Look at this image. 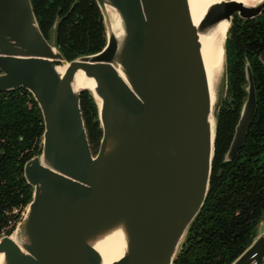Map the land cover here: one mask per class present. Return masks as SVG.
<instances>
[{"label":"water","instance_id":"water-1","mask_svg":"<svg viewBox=\"0 0 264 264\" xmlns=\"http://www.w3.org/2000/svg\"><path fill=\"white\" fill-rule=\"evenodd\" d=\"M95 1L106 45L68 60L56 45L57 24L47 40L32 0H0V95L29 92L44 121L41 153L24 165L32 201L0 238V264H175L208 199L228 77L225 42L214 102L201 40L224 22L231 29L236 16L260 17L264 0H222L198 23L190 0ZM259 59L264 65V51ZM80 74L93 90L77 86ZM245 78L224 163L238 157L256 117L249 62ZM85 92L99 110L97 154L81 107ZM105 241L119 245L111 263L99 249ZM231 264H264V217Z\"/></svg>","mask_w":264,"mask_h":264},{"label":"trees","instance_id":"trees-1","mask_svg":"<svg viewBox=\"0 0 264 264\" xmlns=\"http://www.w3.org/2000/svg\"><path fill=\"white\" fill-rule=\"evenodd\" d=\"M32 5L47 40L57 24L56 45L68 60L105 47L104 21L95 0H32ZM263 51L264 13L250 21L236 16L226 41L227 95L218 116L211 189L175 264H231L251 242L264 217V65L259 59ZM246 62L251 65L256 86V117L238 157L224 163L246 98ZM81 107L96 154L102 130L98 106L89 92L82 95ZM43 133L42 113L29 92L0 95V152L4 154L0 162V232L12 217L18 221L23 218L32 201L24 165L40 155Z\"/></svg>","mask_w":264,"mask_h":264},{"label":"bare ground","instance_id":"bare-ground-1","mask_svg":"<svg viewBox=\"0 0 264 264\" xmlns=\"http://www.w3.org/2000/svg\"><path fill=\"white\" fill-rule=\"evenodd\" d=\"M222 0H190L191 12L193 19L196 23L200 22L205 15L207 9L214 3L220 2ZM242 3L252 4L257 0H238ZM111 17L116 15L110 12ZM230 29V24L224 22L220 24L217 28L212 30V32L206 34L202 37V55L204 58V63L208 71L210 79V89L214 102L216 101L218 90L220 88L223 72H224V62H225V42L228 38V32ZM77 86L79 88H86L93 90L95 87V82L91 79L86 78L83 74L77 76L76 79ZM100 252L106 263L113 262L117 257L119 250V245L115 241L103 242L99 246ZM2 256L0 255V260Z\"/></svg>","mask_w":264,"mask_h":264},{"label":"rangeland","instance_id":"rangeland-1","mask_svg":"<svg viewBox=\"0 0 264 264\" xmlns=\"http://www.w3.org/2000/svg\"><path fill=\"white\" fill-rule=\"evenodd\" d=\"M222 95V99L224 100L225 98H226V95H227V82L226 83H224V87L222 88L221 87V93H220V96ZM97 154V153H96ZM25 213H26V211H24L23 213H22V216L21 217H24V215H25ZM19 212L18 211H15V216H19ZM22 218H20V220H21ZM10 220H13V222H17L18 221V219H16L15 217H12V219H10ZM19 220V221H20ZM19 221H18V223H19ZM10 225V224H9ZM9 225H8V227H5V229H3V231H1L0 232V238L2 237V236H5L6 235V233H7V231H9L10 230V228H11V225H10V227H9ZM6 232V233H5Z\"/></svg>","mask_w":264,"mask_h":264},{"label":"built area","instance_id":"built-area-1","mask_svg":"<svg viewBox=\"0 0 264 264\" xmlns=\"http://www.w3.org/2000/svg\"><path fill=\"white\" fill-rule=\"evenodd\" d=\"M15 213V212H14ZM11 225V228H10V230L11 229H13V228H15V226L17 225V223L16 222H13V220H10L9 222H8V225ZM8 225L6 226V227H8ZM10 225H9V227H10ZM6 233V232H5Z\"/></svg>","mask_w":264,"mask_h":264},{"label":"flooded vegetation","instance_id":"flooded-vegetation-1","mask_svg":"<svg viewBox=\"0 0 264 264\" xmlns=\"http://www.w3.org/2000/svg\"><path fill=\"white\" fill-rule=\"evenodd\" d=\"M1 153V152H0ZM1 154H3V153H1ZM4 155V154H3ZM3 160V159H2ZM2 162V161H1Z\"/></svg>","mask_w":264,"mask_h":264}]
</instances>
